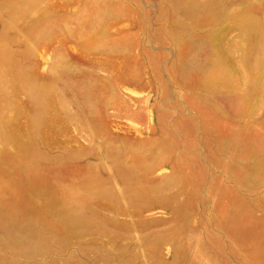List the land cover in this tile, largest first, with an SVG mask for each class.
I'll list each match as a JSON object with an SVG mask.
<instances>
[{
  "label": "rangeland",
  "instance_id": "374dc122",
  "mask_svg": "<svg viewBox=\"0 0 264 264\" xmlns=\"http://www.w3.org/2000/svg\"><path fill=\"white\" fill-rule=\"evenodd\" d=\"M0 264H264V0H0Z\"/></svg>",
  "mask_w": 264,
  "mask_h": 264
}]
</instances>
